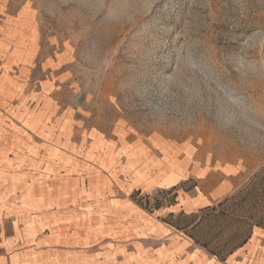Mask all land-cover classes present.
Segmentation results:
<instances>
[{
	"label": "rangeland",
	"instance_id": "374dc122",
	"mask_svg": "<svg viewBox=\"0 0 264 264\" xmlns=\"http://www.w3.org/2000/svg\"><path fill=\"white\" fill-rule=\"evenodd\" d=\"M134 137L140 152L170 147L238 182L160 215L196 182L135 190L148 220L218 259L264 230V0H0V144L29 158L47 200L63 181L102 187ZM75 210L80 227L108 219L86 196Z\"/></svg>",
	"mask_w": 264,
	"mask_h": 264
},
{
	"label": "crops",
	"instance_id": "0c3cea01",
	"mask_svg": "<svg viewBox=\"0 0 264 264\" xmlns=\"http://www.w3.org/2000/svg\"><path fill=\"white\" fill-rule=\"evenodd\" d=\"M140 143L136 137L121 143L120 163L107 165L114 173L102 178V187L91 185L81 193L80 185L67 188L63 181L51 200L26 168L29 158L10 153L12 144H0V264H264L261 228L250 242L218 259L176 238L168 224L148 220L129 198L135 190L179 188L188 180L196 182L191 192H177V202L161 208L160 215L212 205L229 195L238 182L221 167L192 166L183 151L176 155L173 148L157 149L150 144L147 152H140ZM150 156L154 158L149 161ZM66 167L72 172L83 169L75 163ZM169 173H175L176 178L164 186L163 177ZM85 196L101 202L107 220L78 226L75 205ZM92 247H99V254H67L71 249Z\"/></svg>",
	"mask_w": 264,
	"mask_h": 264
},
{
	"label": "trees",
	"instance_id": "16d2710c",
	"mask_svg": "<svg viewBox=\"0 0 264 264\" xmlns=\"http://www.w3.org/2000/svg\"><path fill=\"white\" fill-rule=\"evenodd\" d=\"M245 241H246V239H244L241 244H243Z\"/></svg>",
	"mask_w": 264,
	"mask_h": 264
}]
</instances>
